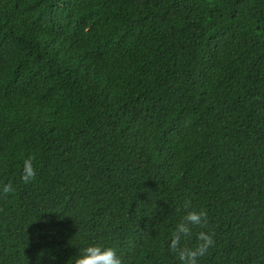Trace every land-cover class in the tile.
Wrapping results in <instances>:
<instances>
[{"label":"trees","instance_id":"trees-1","mask_svg":"<svg viewBox=\"0 0 264 264\" xmlns=\"http://www.w3.org/2000/svg\"><path fill=\"white\" fill-rule=\"evenodd\" d=\"M8 183L0 264H264V0H0Z\"/></svg>","mask_w":264,"mask_h":264},{"label":"clouds","instance_id":"clouds-1","mask_svg":"<svg viewBox=\"0 0 264 264\" xmlns=\"http://www.w3.org/2000/svg\"><path fill=\"white\" fill-rule=\"evenodd\" d=\"M35 177L33 158L24 160L22 168V180L31 181ZM14 191L12 184H4L0 188V194H8ZM206 222V213L192 209L188 211L183 220L176 225V229L170 247L177 252L181 264H198L197 257L203 256L213 244V237L207 232H199L195 247H182V234L189 233L197 225ZM65 264H122V260L116 248L101 243H90L82 247L78 254L71 255Z\"/></svg>","mask_w":264,"mask_h":264}]
</instances>
